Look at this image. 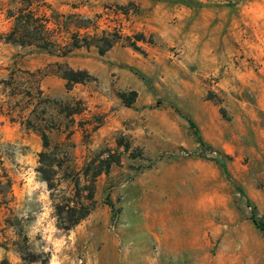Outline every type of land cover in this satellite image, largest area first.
<instances>
[{
	"label": "rangeland",
	"instance_id": "rangeland-1",
	"mask_svg": "<svg viewBox=\"0 0 264 264\" xmlns=\"http://www.w3.org/2000/svg\"><path fill=\"white\" fill-rule=\"evenodd\" d=\"M45 1L71 31L78 21L66 17L79 14L97 27L81 34H109L114 44L101 56L91 47L64 59L0 41V79L13 61L44 72L86 66L91 76L66 100L61 75L46 77L54 95L47 149L21 119L0 117V264H264V233L251 221L253 213L264 220V0ZM147 3L159 5L162 26ZM134 80L154 101L144 108L157 109L138 136L129 132L134 120L119 129L114 116L89 108L90 98L117 97ZM99 169L91 213L59 230L54 205L74 197L75 176L87 203L84 174Z\"/></svg>",
	"mask_w": 264,
	"mask_h": 264
},
{
	"label": "trees",
	"instance_id": "trees-1",
	"mask_svg": "<svg viewBox=\"0 0 264 264\" xmlns=\"http://www.w3.org/2000/svg\"><path fill=\"white\" fill-rule=\"evenodd\" d=\"M48 11L50 15L47 13ZM6 14L11 20V26L6 33L0 35V41L20 47L34 48L37 53L56 54L59 57H67L75 49L83 47L89 48L92 45L91 41H95V43H98L95 47L101 56L110 50L114 44L113 36L109 34L105 35L103 33V36L99 39H96V36L91 38L87 33L81 34V30H87L91 27L96 29L97 27L93 21L82 19L79 14H72L66 17V19H76L78 21L73 26L75 31H71L69 24H61L56 19V11L45 0H10V7L7 9ZM133 46L135 47V45ZM54 66H56V70L50 72H44L42 70L34 72L13 70L7 79H0V89L3 91L0 93H6L8 99L20 97V101L18 100L14 104L4 102L5 109L3 106H0V115L8 117L11 122L21 119L20 123L22 125L24 124L27 129L34 130L40 134L45 149L49 147L47 133L53 128L49 126L50 123L44 118V109L38 112L41 104L44 103V100L41 99V79L48 73L60 74L66 81V88L68 90L75 84H81L91 80V76L85 71L61 69L58 65ZM119 96L125 105L129 106L133 102L136 94L129 92L128 94L121 93ZM23 101L24 103H21ZM30 108L32 109L25 119L21 114ZM184 118L187 120L192 134L200 147L204 150L211 151V147L203 142L195 123L187 117ZM125 148L127 150L128 146ZM39 157L40 163H42L41 160L46 157V152H41ZM110 157L108 156L105 160L101 161L100 166L103 165L101 167H104L105 165V171L109 168L111 162ZM219 165L226 171L224 161H220ZM39 172L44 175V181L47 183L48 189L52 190V179L47 176L43 168H40ZM100 174L101 170L99 169V171L90 175L89 180L88 173L84 174L87 183L85 185V201L87 203L81 201L79 177L75 176L74 197L72 199H65L62 203L54 205L56 227L59 230L64 232L72 230L91 213V202L94 190L93 183ZM251 221L259 231L264 233V220L258 218L253 213ZM28 258L27 262L29 263L38 262L36 255L28 254Z\"/></svg>",
	"mask_w": 264,
	"mask_h": 264
},
{
	"label": "crops",
	"instance_id": "crops-1",
	"mask_svg": "<svg viewBox=\"0 0 264 264\" xmlns=\"http://www.w3.org/2000/svg\"><path fill=\"white\" fill-rule=\"evenodd\" d=\"M6 1V0H5ZM9 1V0H7ZM1 6V5H0ZM10 7V3L8 4V7L7 9ZM147 7H151L152 10L150 12V15H151V19L150 21L152 22H157L159 23L161 26H162V18H160L158 15L160 13L159 11V5H152L150 3H147ZM7 9H3V7L1 8L0 7V13L3 14L5 13V19L6 21H8V24H9V28L11 26V20L7 17ZM174 9H177L175 6L174 8H167V10H174ZM171 15V14H169ZM8 28V30H9ZM7 30V31H8ZM6 33V32H5ZM3 42V41H2ZM4 43V42H3ZM1 44V42H0ZM7 44V43H5ZM12 45V44H10ZM14 46H17V45H14ZM18 48H26L28 50H30L31 52H35L36 54H44V53H37L34 48H29V47H20V46H17ZM91 47H94L95 49H97L95 47V45H91L89 48H80V49H75L72 54H70L69 56L67 57H61V58H64V59H72L74 58L75 56H77V54H79L82 49H90ZM46 55H49V54H46ZM57 56V55H56ZM59 57V56H57ZM78 68V67H77ZM80 68V67H79ZM72 69V70H80V69H88L86 66L84 67H81L80 69ZM63 69H71V68H68V67H64ZM16 71V70H21V71H29V72H34V71H37V70H42L41 68H37V69H31V68H27V67H24V66H19V61H13L12 63V67L10 68V70L8 71L7 70V76L6 78L4 79H7L9 74L12 72V71ZM49 75H56V74H51V73H48L46 76H44L41 81H40V90H41V99L44 100V103L41 104L40 106V109H44L45 113H44V118L46 119V121L48 123L51 124V118L49 117L50 115V99L54 96L52 93L50 92H47L45 90V87H44V83L46 82V77L49 76ZM122 75L125 76L124 73H122ZM57 79V78H56ZM61 82V81H60ZM131 85H126L128 87H124V91L120 92L117 97H114L112 99L110 98H104V97H100V98H96V97H93V98H90L89 99V108L92 110V111H100V112H105V113H109L110 116H114V123L116 122L117 124V128L119 129H123L124 130V126L122 127V124L125 123L126 121L128 122L129 120H134V126L132 127V130H130L129 132L132 133L134 136H138L139 134H141L143 132V129L144 127L145 128H149L151 129V124H152V117L154 116L155 112H157V109L153 110V109H145L144 107L148 104H151L152 102V98L151 96L148 94V91L147 89L144 87V85H142L141 83L137 82L136 80L134 81H131L130 82ZM0 92H3L2 90ZM74 91L72 90H66L64 92V94L62 96H60V98L66 100V99H70L72 98L73 96H76L75 93H73ZM126 92H134L137 94L134 102H132L130 104V108L128 106L125 105L124 101L120 98V94L121 93H125V94H128ZM3 102H1V99H0V106H3L4 107V102H10L11 104H14L15 103V99L14 98H11V99H8L6 97V93H3ZM76 98H80V97H76ZM16 101H18V99H16ZM99 104V105H97ZM5 109V107H4ZM32 108L29 109V112ZM25 114V112H24ZM29 114V113H28ZM14 116H16V114H14ZM0 117H3L5 119H7L8 117L6 116H3V115H0ZM47 117H49V119H47ZM64 119H66V115L63 116ZM17 122V121H15ZM13 122V123H15ZM144 125V126H143ZM54 127V126H53ZM54 130V128L52 129ZM50 130V132L52 131ZM56 130H59L60 131V128H57ZM63 133V132H62Z\"/></svg>",
	"mask_w": 264,
	"mask_h": 264
}]
</instances>
